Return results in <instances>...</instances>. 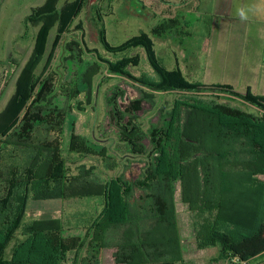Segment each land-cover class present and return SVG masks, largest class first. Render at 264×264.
<instances>
[{
  "label": "trees",
  "instance_id": "16d2710c",
  "mask_svg": "<svg viewBox=\"0 0 264 264\" xmlns=\"http://www.w3.org/2000/svg\"><path fill=\"white\" fill-rule=\"evenodd\" d=\"M59 2L47 0L27 17L36 23L59 12L55 43L81 14L84 1L67 2L58 11ZM210 10L198 20L202 38L211 34ZM187 24L177 12L151 31L162 39H169L178 29L190 35ZM99 33L104 50L112 55L142 49L159 79L151 80L145 74L135 78L126 71L139 65V54L117 61L100 55L111 71L155 91L186 95L175 99L169 111L161 109L148 131L139 117L145 101L155 102L152 94L144 93L125 109L119 105L124 93L109 98V117L120 141L131 154L145 160L136 177L128 176L126 167L120 176L103 181L94 166L82 164L74 172L62 151L68 112L79 90L69 83L59 84L56 71L45 73L47 65L41 75L26 67L13 98L0 113V264H102L106 249L115 250V264H184L175 204L177 183L182 202L198 221L195 239L199 250L219 247L216 260L225 264H264V180L259 178L264 176V96L250 90L240 93L227 85L190 82L178 66L173 70L163 66L147 33L117 47L108 42L103 26ZM65 46V59L83 54L76 40ZM43 47L44 41L38 47L39 55ZM99 69L95 64L83 75L87 105L92 102ZM208 90L239 99L259 112L221 102L219 95L202 97ZM60 94L67 95L65 104H59ZM68 150L97 156L108 170L119 167L106 147L96 149L74 132ZM86 198H99L101 211L79 216L75 223L59 217L25 220L29 201L58 205ZM74 229H85L86 237L69 235ZM85 246L86 255L78 261ZM71 255L77 257L72 260Z\"/></svg>",
  "mask_w": 264,
  "mask_h": 264
},
{
  "label": "rangeland",
  "instance_id": "374dc122",
  "mask_svg": "<svg viewBox=\"0 0 264 264\" xmlns=\"http://www.w3.org/2000/svg\"><path fill=\"white\" fill-rule=\"evenodd\" d=\"M46 1L0 0V113L6 109L13 98L22 71L30 67L41 75L47 65L45 73L51 69L56 71L59 75V84L69 83L71 87H76L80 92L73 100L72 108L68 112L62 143L63 154L71 169L76 172L77 167L82 164L88 167L94 166L95 174L101 180L107 181L120 176L126 172V167H129L127 175L132 178L136 177L140 173L145 158L131 154L127 146L120 141L117 128L109 117L107 101L114 93L122 92L124 94L119 100V105L125 109L134 100L143 97L144 93L152 94L155 102L152 104L151 101H145L139 117L142 128L148 131L150 126L158 121L161 109L169 111L175 99L186 94L180 91H155L126 74L111 71V67L100 60V55L105 60L117 61L126 56L139 54V65L130 67L126 71L135 78L145 74L151 80L159 79L142 49L119 53L116 56L105 51L100 41L99 29L102 26L106 29L107 40L112 47L120 46L141 33L149 34L155 44L156 55L166 69L173 70L180 66L182 69H179L184 75L190 73L191 76H198L197 79L202 82L207 80L206 64L211 60V52L208 48L215 43L214 39H210V36L202 38L199 33H195L193 25L189 28L192 32L190 35H183V29H178L172 32L169 39L154 36L152 28L161 24L165 16L163 12L166 7L163 0H83L81 14L65 29L61 41L55 43L59 30V12L36 23H30L27 20L32 11L44 5ZM71 1L75 0H60L57 6L58 11L65 3ZM172 7L175 8L173 5ZM187 20L192 24L196 21V16L191 14ZM77 25L80 26L77 27ZM72 40L79 42L83 54L77 55L76 59H65L68 54L65 45ZM43 41L44 52L39 55L38 47ZM199 45L204 49L198 50ZM95 64H98L100 69L93 84L92 102L87 105L83 75L88 69L92 70ZM193 78L189 77L188 80H193ZM217 95L221 97V102L253 113L259 112L257 108L239 99L230 98L227 94H217L215 91L208 90L204 91L202 97L215 98L218 97ZM58 99L59 104H65L67 95L60 94ZM80 102L82 104L79 106ZM72 132L86 137L96 149L106 147L109 154L118 161L119 167L111 171L97 156L70 153L68 144ZM259 178L264 180V176H259ZM175 202L183 240L184 264H225L224 261L216 260L219 247L204 250L197 248L195 228L198 221L181 200L180 183L176 184ZM101 209L99 198L68 201L58 205H42L39 202L29 201L25 220L59 217L75 223L80 221L79 216L86 217L91 212L101 211ZM68 234L86 237L87 231L74 229ZM12 245L13 242L7 249L8 256ZM86 248L87 246L78 253V261L85 257ZM114 251V249L103 251L102 264H115ZM76 257V255L70 256L72 260Z\"/></svg>",
  "mask_w": 264,
  "mask_h": 264
},
{
  "label": "crops",
  "instance_id": "0c3cea01",
  "mask_svg": "<svg viewBox=\"0 0 264 264\" xmlns=\"http://www.w3.org/2000/svg\"><path fill=\"white\" fill-rule=\"evenodd\" d=\"M163 1L165 7L168 6L163 12L164 18H173L177 12L186 20L189 15H195L194 23L187 20L188 31L193 25L195 33H201L198 20L204 11L212 10L210 39H214L215 43L208 48L211 60L206 64L207 80L202 82L197 79L198 76L186 73V77H194L190 81L205 85H227L240 93L250 90L255 95L264 96V11L250 13L245 22L236 15L237 9L241 7H264V0ZM200 49L204 48L201 46Z\"/></svg>",
  "mask_w": 264,
  "mask_h": 264
},
{
  "label": "clouds",
  "instance_id": "9594fccd",
  "mask_svg": "<svg viewBox=\"0 0 264 264\" xmlns=\"http://www.w3.org/2000/svg\"><path fill=\"white\" fill-rule=\"evenodd\" d=\"M264 11V7H261L259 5L252 6V7H241L237 9L236 15L240 19V21L245 22L249 19V14L254 12H260Z\"/></svg>",
  "mask_w": 264,
  "mask_h": 264
},
{
  "label": "water",
  "instance_id": "95a60500",
  "mask_svg": "<svg viewBox=\"0 0 264 264\" xmlns=\"http://www.w3.org/2000/svg\"><path fill=\"white\" fill-rule=\"evenodd\" d=\"M232 264H245V263L235 262V263H232Z\"/></svg>",
  "mask_w": 264,
  "mask_h": 264
}]
</instances>
